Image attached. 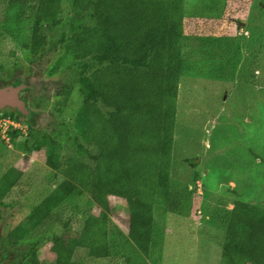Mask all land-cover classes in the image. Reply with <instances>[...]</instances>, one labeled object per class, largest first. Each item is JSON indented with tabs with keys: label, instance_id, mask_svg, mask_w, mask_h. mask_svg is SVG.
<instances>
[{
	"label": "trees",
	"instance_id": "trees-1",
	"mask_svg": "<svg viewBox=\"0 0 264 264\" xmlns=\"http://www.w3.org/2000/svg\"><path fill=\"white\" fill-rule=\"evenodd\" d=\"M227 1L8 0L29 14L30 41L22 46L27 58L41 57L48 46L69 56L70 80L81 96L74 117L60 120L49 133L33 126L28 136L9 133L13 149L38 156L52 177H60L6 236L22 247L45 228L40 234L51 257L40 259L31 242L13 264H107L114 240L120 264H148L145 258L159 264L167 215L189 212L196 194L189 185H173L171 177L176 101L186 70L185 20L203 19L199 14L221 20L220 4ZM44 25L50 37L41 34ZM58 59L61 54L50 74ZM57 95L55 116L64 112L71 88L64 83ZM21 177L17 167L5 171L0 205L12 207L24 197ZM73 194L87 195L98 211L88 212L77 232L60 211ZM113 199L125 203L127 234L111 224ZM215 208L203 210L224 231L218 264H264V208L242 200L230 210Z\"/></svg>",
	"mask_w": 264,
	"mask_h": 264
},
{
	"label": "rangeland",
	"instance_id": "rangeland-1",
	"mask_svg": "<svg viewBox=\"0 0 264 264\" xmlns=\"http://www.w3.org/2000/svg\"><path fill=\"white\" fill-rule=\"evenodd\" d=\"M189 4L195 10V2ZM23 9L0 0V75L12 70L15 57L21 67L28 68L33 85L41 88L34 97L48 98V104L39 109L37 128L49 133L60 120L74 117L81 96L78 85L70 80L69 56L52 47L33 61L24 54L22 46L29 43L31 30L29 14ZM218 13L223 18L217 21L212 14H199L203 19L198 21L185 20L186 70L176 101L171 177L173 185H189L196 188V194L189 212L167 215L159 264H218L224 231L213 221L211 224L203 207L230 210L234 201L242 200L264 208V0H228L220 4ZM85 23L93 22L86 19ZM41 34L52 35L47 25ZM60 54L57 71L49 75L47 70ZM64 83L71 88L70 99L64 112L55 116L53 103ZM8 143L2 142L0 175L10 167L19 168L18 188L25 193L14 206L1 208L0 243L10 249L6 239L9 229L24 220L60 177H52L38 156H24ZM113 203L111 224L127 234L125 203L119 199ZM60 211L62 220L70 219L75 232L88 212H98L85 194L70 196ZM43 229H36L22 247L10 249L14 255L7 264L16 261L15 255L20 259L21 251L31 242L40 259L50 258V244L43 238L45 234H40ZM111 238L116 237L110 234ZM120 257L114 240L107 264H120ZM145 263L150 264L146 258Z\"/></svg>",
	"mask_w": 264,
	"mask_h": 264
},
{
	"label": "flooded vegetation",
	"instance_id": "flooded-vegetation-1",
	"mask_svg": "<svg viewBox=\"0 0 264 264\" xmlns=\"http://www.w3.org/2000/svg\"><path fill=\"white\" fill-rule=\"evenodd\" d=\"M50 50V46H48L47 49H45L43 52H47ZM43 56V55H42ZM41 56V57H42ZM41 57H35L31 58L29 61H33L35 59H40ZM29 59V58H28ZM15 62L16 64L13 65L12 70L9 73L4 72L3 75H0V87H6L13 85L16 81L17 85L22 83L23 85L27 86V88H22L18 95L17 99L21 102H23L24 108L28 111L27 115H24L21 113L16 107H2L0 108V152H1V146L2 142L5 144H9V140L7 142L9 133L13 132L14 130H20L22 132H27L29 130V126H33L37 128L38 121L37 119L39 118L38 116L41 115L42 112H39L40 108H44L46 104H48V98L45 96H41L39 98L34 97V94L41 89L40 87H35L33 85V81L30 79V73L28 72V68L20 65L18 63L17 58L15 57ZM47 73L50 75V68L47 70ZM22 79V80H21ZM58 93V92H57ZM56 93V94H57ZM39 112V114H38ZM38 114V115H37ZM19 118H16L18 117ZM28 118H32V120H28ZM12 121L13 123L19 125L18 127L15 126L14 128L12 127V124L5 129V124L6 122ZM28 124H27V122ZM11 123V122H10ZM3 148V146H2ZM15 150V149H14ZM1 167V165H0ZM1 169V168H0ZM3 177V175H0V179ZM4 204L0 205V219H1V208L5 207V202L3 201ZM3 227L0 225V237H1V231ZM8 243V242H7ZM11 246L10 249H13V247H17L19 244H9ZM6 244L0 243V264H4L5 262H9L7 257H9V250L6 248ZM8 251V252H7Z\"/></svg>",
	"mask_w": 264,
	"mask_h": 264
},
{
	"label": "water",
	"instance_id": "water-1",
	"mask_svg": "<svg viewBox=\"0 0 264 264\" xmlns=\"http://www.w3.org/2000/svg\"><path fill=\"white\" fill-rule=\"evenodd\" d=\"M16 82L10 86H6L2 88L0 87V108L16 107L21 113L27 115L28 111L24 108L23 102L17 99V95L19 91L22 88H27V86L20 83L21 81L19 82L18 85ZM28 120H32V118H28Z\"/></svg>",
	"mask_w": 264,
	"mask_h": 264
},
{
	"label": "built area",
	"instance_id": "built-area-1",
	"mask_svg": "<svg viewBox=\"0 0 264 264\" xmlns=\"http://www.w3.org/2000/svg\"><path fill=\"white\" fill-rule=\"evenodd\" d=\"M11 122V123H10ZM10 122H6V124H5V129L6 128H8L11 124H12V127L14 128L15 126H16V124L15 123H13L12 121H10ZM8 130H9V128H8Z\"/></svg>",
	"mask_w": 264,
	"mask_h": 264
},
{
	"label": "clouds",
	"instance_id": "clouds-1",
	"mask_svg": "<svg viewBox=\"0 0 264 264\" xmlns=\"http://www.w3.org/2000/svg\"><path fill=\"white\" fill-rule=\"evenodd\" d=\"M6 137H8V136H6Z\"/></svg>",
	"mask_w": 264,
	"mask_h": 264
}]
</instances>
